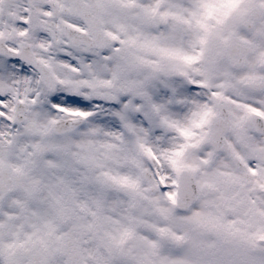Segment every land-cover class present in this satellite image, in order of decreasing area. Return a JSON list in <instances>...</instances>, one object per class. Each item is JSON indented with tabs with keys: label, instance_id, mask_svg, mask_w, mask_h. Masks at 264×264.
Returning a JSON list of instances; mask_svg holds the SVG:
<instances>
[{
	"label": "snow or ice",
	"instance_id": "obj_1",
	"mask_svg": "<svg viewBox=\"0 0 264 264\" xmlns=\"http://www.w3.org/2000/svg\"><path fill=\"white\" fill-rule=\"evenodd\" d=\"M0 264H264V0H0Z\"/></svg>",
	"mask_w": 264,
	"mask_h": 264
}]
</instances>
